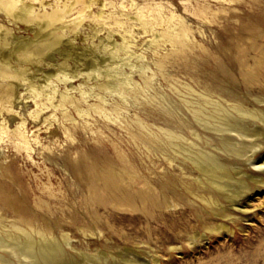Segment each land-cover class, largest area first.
Segmentation results:
<instances>
[{"label": "bare ground", "instance_id": "6f19581e", "mask_svg": "<svg viewBox=\"0 0 264 264\" xmlns=\"http://www.w3.org/2000/svg\"><path fill=\"white\" fill-rule=\"evenodd\" d=\"M36 1H39L38 6ZM126 3L125 0H121L119 5L116 0H0V16L5 20L0 21V146L9 143L17 155L26 152L32 157L34 144L49 150L50 143L58 141L60 134L74 142L79 128L103 133V129L93 127L90 120L91 116L95 117V121L101 116L126 126L135 142L161 151L171 163L182 154V158H179L181 162H189L197 174L192 180L184 181L187 189L210 204L216 214H223L228 209L223 200L236 203L239 197L253 188L254 182H264V177L259 178L256 174L244 177V174L241 175L244 169L236 165L246 161L245 156L249 151L264 147V110L249 106L246 99L235 93L228 94L226 89L217 91L211 85H205V90L200 93L201 98L186 100L190 102L188 107L192 112V116L186 118L178 113L181 102L175 101L167 93L160 95L159 92V112L165 125H160L158 131L153 130L141 116L131 120L121 116L126 107L124 102L129 96L139 99L151 84L153 76L146 71L144 64L139 65L142 82L136 80L132 72L127 73L119 68L121 54L129 53L127 56L132 57L135 52L131 49L136 43L135 26L141 25L144 32H149L157 24L166 23L167 26L158 33L153 32V48L168 40L176 53L186 51L192 34L185 20L172 11L165 14L161 4L146 6L133 1L131 8L134 10L128 11ZM79 4L80 8L77 6ZM95 5L98 6L97 10H94ZM199 9L203 11L205 7L199 6ZM88 18L95 21L93 32L86 34L85 38L92 40V43L76 49L73 40ZM22 23L31 31L29 35L17 33ZM102 30L107 35L100 36V42L96 43L95 37ZM117 33L121 34V41ZM98 50H103L104 54L100 55ZM139 56L142 53L137 54ZM156 64L162 70L165 56L158 58ZM133 65L138 66L137 63ZM246 74L247 78H254L256 69L248 70ZM82 75L95 79L90 89L81 83L73 84L75 78ZM61 82L64 88L60 86ZM106 92L118 94L120 99L114 98L115 101L109 105ZM91 95L95 96L92 101L89 99ZM20 98L26 99V103L28 99L33 101L26 111L17 106V99ZM15 118L18 119L13 123ZM258 121L263 124L256 126ZM197 124L203 128L205 136ZM43 127L50 129L54 136H59L43 142L40 132ZM187 133L201 138L204 145L196 147L198 143L190 139ZM76 152L78 157L74 161L77 170L89 184L90 194L85 195L84 202L92 206L95 221L101 218L94 209L97 204L127 205L148 211L152 207L176 205L185 197L178 190L172 195L175 179L170 176L165 177L158 187L147 179L143 186L136 188L134 184L139 176L133 165L126 164L122 170L107 166L103 171L89 154ZM262 152L257 157L264 158ZM83 156L90 160L83 163ZM248 160H251L250 157ZM122 161L127 163L125 159ZM262 170L264 172V168ZM11 172L9 163L1 159L0 175ZM256 187L260 188L259 185ZM0 191V264H128L106 252L89 254L81 251L78 254L68 251L65 244L70 243V236L65 232L63 220L58 217L52 222L46 214L31 208L17 194L12 195L11 189L1 182ZM42 199L40 196L38 207L44 211L51 210L50 203ZM8 212H12V218L8 217ZM88 226L92 227L90 224ZM223 227L219 224L214 228Z\"/></svg>", "mask_w": 264, "mask_h": 264}, {"label": "rangeland", "instance_id": "374dc122", "mask_svg": "<svg viewBox=\"0 0 264 264\" xmlns=\"http://www.w3.org/2000/svg\"><path fill=\"white\" fill-rule=\"evenodd\" d=\"M133 1L146 6L161 4L165 14L172 11L177 17L185 20L192 34L186 51L176 53L168 40L162 41L156 49L153 48L151 39L154 33L167 26L166 23L157 24L154 28L157 30L149 32H144L141 25L135 26L136 43L131 46L135 52L132 57L127 56L129 53H122L119 68L128 71L127 73L132 72L131 75L142 82L139 65L144 64L146 71L154 77L152 76L151 84L145 88L139 99L128 97L129 104L124 102L126 107L121 116L129 120L141 116L153 130L158 131L160 125H165L158 104L161 93H167L175 101L181 102L178 113L186 118L192 116L188 107L190 102L186 100L195 101L201 98L200 93L205 90V85H211L217 91L226 89L228 94L235 93L246 99L249 106L264 110V0H125L126 10H134L131 8ZM116 2L119 5L121 0ZM36 5H39V1H36ZM77 6L80 8L81 5ZM199 6L205 9L201 11ZM97 9L98 6L95 5L94 10ZM0 21L5 20L0 16ZM84 24V30L81 29L73 40L76 49L78 46L87 47L92 43V40L85 38L86 34L93 32L95 21L88 18ZM20 28L17 29L21 30L20 32L16 30L19 34L31 33L26 29L25 23H22ZM106 35L105 30L100 31L95 37V42H100V36ZM117 36H120L121 41V34L117 33ZM98 53L102 55L104 51L98 50ZM140 53L142 56L137 57ZM163 56L165 65L161 70L156 60ZM135 62L137 68L133 65ZM260 62L263 64L259 65ZM254 69L257 75L247 78L246 72ZM88 79L82 75L75 78L73 84L81 83L86 89H90L95 79ZM60 86L64 88V83L61 82ZM105 94L109 105L115 101L114 98L120 99L118 94ZM94 97L91 95L89 99L92 101ZM28 100L26 103V99H17L20 110L26 111L31 106L33 101ZM78 118L84 121L82 117ZM94 118L90 117L92 126H100L104 132L96 133L88 130L90 128H79L74 142L66 139L63 134L54 136L50 129L43 127L40 130L43 142L47 143L59 136L58 141L50 143L51 152L39 144H34L35 149L30 157L26 152L17 155L9 143L0 146V160L8 162L12 171L0 175V182L11 189L12 195L17 194L31 208L46 214L52 222L58 217L63 220L65 232L70 236V243L65 244L68 251L78 254L81 251L89 254L106 252L116 259L125 260L128 264H264L263 181L254 182L253 188L239 197L236 203L223 200L222 203L228 209L223 214H216L211 210L210 204L187 189L184 181L192 180L197 174L191 169L189 162H181L179 158H182V154L177 153L179 157L171 163L161 151L135 142L126 126L101 116H98L97 121ZM17 119L15 118L13 123ZM262 124V121H258L255 125ZM197 126L205 136L203 128L199 124ZM52 128H55V125H52ZM187 136L200 144L196 147L204 145L201 138L190 133H187ZM76 151L89 154L103 171L107 166L122 170L126 164L133 165L139 176L134 184L136 188L143 186L147 179L158 187L170 176L175 179L177 188L172 186V195L178 190L185 197L176 205L152 207L148 211L127 205L97 204L94 209L101 218L95 221L92 206L84 202L85 195L90 194L89 184L79 174L75 165L74 159L78 157ZM216 151L223 153L222 150ZM119 152H123L124 157ZM261 152L264 155V147L255 148L248 152L246 161L240 162L241 165L236 163L241 170L246 171H241V175L247 177L248 174H256L259 178L264 177V158L257 157ZM83 157V163L90 160L86 156ZM249 157L251 160H248ZM124 159L127 163L122 161ZM250 182L252 183L251 180ZM256 184L260 188H257ZM40 196L42 200H46L45 203H50L51 210L44 211L38 207ZM55 199L57 201H54ZM7 215L9 218L13 217L12 212ZM219 224L225 227L214 228ZM122 252L125 255H120Z\"/></svg>", "mask_w": 264, "mask_h": 264}]
</instances>
